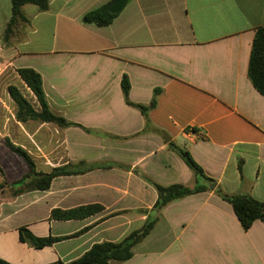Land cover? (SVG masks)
Masks as SVG:
<instances>
[{
  "label": "crops",
  "instance_id": "0c3cea01",
  "mask_svg": "<svg viewBox=\"0 0 264 264\" xmlns=\"http://www.w3.org/2000/svg\"><path fill=\"white\" fill-rule=\"evenodd\" d=\"M49 1L44 11L23 5L28 20L8 42L0 35V152L10 150V139L33 158H46L35 160L46 172L80 160L124 165L58 176L47 190L18 193L11 183L19 178L8 180L3 167L0 257L15 264L71 261L95 243L123 240L158 215L133 257L117 264H264V221L244 229L214 186L156 211L158 191L143 177L195 186L194 171L171 142L189 150L216 186L264 203V95L248 75L264 0H129L108 26L83 16L110 0ZM21 67L42 74L55 113L90 131L18 120L9 85L39 108ZM125 75L134 102L150 103L161 89L148 122L125 100ZM38 125L50 132L40 133ZM94 203L104 209L87 218H52L55 208ZM22 226L38 236L86 232L36 249L20 240Z\"/></svg>",
  "mask_w": 264,
  "mask_h": 264
},
{
  "label": "trees",
  "instance_id": "16d2710c",
  "mask_svg": "<svg viewBox=\"0 0 264 264\" xmlns=\"http://www.w3.org/2000/svg\"><path fill=\"white\" fill-rule=\"evenodd\" d=\"M113 1L114 0H110L105 4L89 10L84 14L83 21L86 23H93L98 26L110 25L119 15V13H113L111 11ZM27 3L38 5L42 11L49 9L50 6L49 0H12V16L7 24L3 36L5 42H8L12 38V35L15 33L20 22L28 20L22 12V6ZM17 72L29 89L35 94L39 103V108H36L18 86L14 84L9 85V94L17 105L16 118L18 120L23 122L30 120L53 122L61 127L81 126L82 128L90 131V129L86 126L78 122L70 121L64 116L55 113L51 109L44 89L43 77L39 71L32 67H21L17 69ZM248 75L256 89L264 95V27H260L256 31L252 44ZM122 89L126 102L131 106L137 107L147 118L148 122L149 112L157 106L158 96L161 93V89H155L151 102L147 104L134 102L131 99V82L128 75H125L122 79ZM6 144L9 149L13 153L20 156L28 166L27 172L21 178L11 183V185L20 186L17 193L34 189L47 190L51 187L53 180L58 176L84 173L100 167L108 168L116 165H124L118 162L90 163L86 160H80L79 162L70 161L67 164L57 165L49 172H46L38 170L35 159L25 147L14 143L10 139L6 140ZM169 144L180 154L187 165L194 171L197 182L193 187L182 183L163 185L152 178L143 175V177L158 191V200L154 206V210L160 211L165 205L173 200L186 197L194 193L207 191L214 186L215 191L231 203L244 229H250L256 220L264 221V203L261 200L255 198L251 194L229 193L224 191L220 186H216V180L206 173L202 165L199 164L189 150L180 148L171 142ZM239 167L242 171V160L239 162ZM0 175L5 177V170L1 163ZM7 184V181L0 182V189H3ZM103 209V205L99 203L85 204L68 209L55 208L52 210V218L57 220L84 219ZM159 220L160 217L158 215H149L147 221L141 228L134 230L121 241L98 242L82 256L74 260H58L49 264H117V262L128 260L134 255V247L143 241L154 230ZM19 232L20 240L22 242L28 243L31 247L36 249H42L46 246H52L58 241L77 237L86 232V229L62 236H38L26 226L20 227ZM0 264L15 263L0 257Z\"/></svg>",
  "mask_w": 264,
  "mask_h": 264
},
{
  "label": "rangeland",
  "instance_id": "374dc122",
  "mask_svg": "<svg viewBox=\"0 0 264 264\" xmlns=\"http://www.w3.org/2000/svg\"><path fill=\"white\" fill-rule=\"evenodd\" d=\"M12 16V0H0V35L4 36L7 22L9 21L10 17ZM15 35V33L12 35V37ZM26 90V89H23ZM27 95V92H23ZM29 98V97H28ZM14 129V128H13ZM37 129V126L34 128ZM38 130L40 133L46 134L47 132H50V128L44 126L41 127L38 125ZM34 159L37 160H45L44 157H34ZM0 161L3 167L6 170V178L9 180H15L17 178L22 177L28 170V166L23 161V159L18 156L17 154L13 153L12 151L8 150L5 152H0ZM3 180V177L0 176V181Z\"/></svg>",
  "mask_w": 264,
  "mask_h": 264
},
{
  "label": "water",
  "instance_id": "95a60500",
  "mask_svg": "<svg viewBox=\"0 0 264 264\" xmlns=\"http://www.w3.org/2000/svg\"><path fill=\"white\" fill-rule=\"evenodd\" d=\"M129 0H114L111 5V11L113 13H119L123 10L125 5L128 3ZM164 140L166 143L170 141V137L167 134H164Z\"/></svg>",
  "mask_w": 264,
  "mask_h": 264
}]
</instances>
